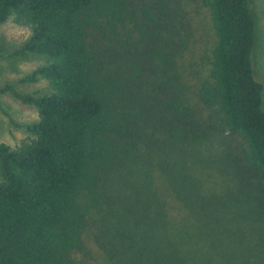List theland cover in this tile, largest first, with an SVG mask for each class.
Masks as SVG:
<instances>
[{"label": "trees", "instance_id": "trees-1", "mask_svg": "<svg viewBox=\"0 0 264 264\" xmlns=\"http://www.w3.org/2000/svg\"><path fill=\"white\" fill-rule=\"evenodd\" d=\"M199 5L195 52L168 0H0L31 30L10 55L43 58L18 83L45 81L0 85L37 111L0 142V264H264L257 20Z\"/></svg>", "mask_w": 264, "mask_h": 264}, {"label": "rangeland", "instance_id": "rangeland-1", "mask_svg": "<svg viewBox=\"0 0 264 264\" xmlns=\"http://www.w3.org/2000/svg\"><path fill=\"white\" fill-rule=\"evenodd\" d=\"M168 2L181 32L184 31L185 34H188L190 42L194 41L190 47L194 45L192 49L195 52L199 49L201 51L204 48H209L213 29L210 24L209 13L199 5V0H168ZM249 5L257 20L256 42L252 58L254 76L263 84L264 107V0H249ZM30 32L29 26L18 24L11 18L0 25V85L6 82H14L16 88L23 92L44 89V80L34 83H18L21 77L42 64L43 58L36 55H10L21 47ZM197 55L198 53L194 56ZM183 57L185 67H187L191 58L190 51H184ZM36 119L37 111L34 107L19 102L9 94L0 95V142L11 146L17 145L26 136L22 124ZM226 140H230L234 146H238L234 139L226 138ZM239 147L241 148L240 145Z\"/></svg>", "mask_w": 264, "mask_h": 264}]
</instances>
